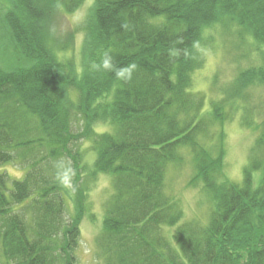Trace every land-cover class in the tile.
I'll return each mask as SVG.
<instances>
[{
  "label": "trees",
  "instance_id": "16d2710c",
  "mask_svg": "<svg viewBox=\"0 0 264 264\" xmlns=\"http://www.w3.org/2000/svg\"><path fill=\"white\" fill-rule=\"evenodd\" d=\"M83 1L0 0L11 58L0 66V166H23L19 178L0 170V264H78L83 184L99 174L112 185L96 238L104 264H264V119L242 183L216 182L221 161L201 158L198 137L208 133L202 96L191 90L199 45L215 25L236 26L264 47V0H93L76 69L58 55L51 17ZM122 69L130 79L117 76ZM249 83L264 85V67L241 74L218 100ZM221 105L216 119L225 118ZM98 120L111 132H93ZM189 146L191 183L214 202L204 226L182 220L165 189L167 164Z\"/></svg>",
  "mask_w": 264,
  "mask_h": 264
},
{
  "label": "rangeland",
  "instance_id": "374dc122",
  "mask_svg": "<svg viewBox=\"0 0 264 264\" xmlns=\"http://www.w3.org/2000/svg\"><path fill=\"white\" fill-rule=\"evenodd\" d=\"M92 3L93 0H84L72 12L56 8L51 17L52 38L59 40L58 55L60 59L69 60L76 69L82 67L80 61L82 29ZM4 9L5 7L0 5V16ZM208 32L210 36L206 39V43L199 45L201 65L191 74V90L202 96L198 116H202L205 131L208 133V139H205L206 135L201 137L199 135L197 147L199 151L206 153L200 152L206 165L217 157L220 159V169L213 171L214 181L241 184L258 138L257 127L264 119V85L249 83L245 87H240V91L235 88L234 93L238 91L235 94L237 98L229 99L228 96L219 100L218 98L225 92L226 87L231 90L236 78L241 74L264 67V47L253 39H249L248 35L241 33L240 35L236 26L223 27L217 24ZM207 33L205 32V36ZM0 42H2L1 39ZM6 44V41L0 43V66L2 67L11 60ZM216 102L224 105H221L224 109L225 118L223 119H216V114H212ZM112 129L111 122L100 120L92 122V130L95 133L111 132ZM81 145L84 148V160L90 163L92 149L89 141L85 140ZM263 148L264 145L257 148L260 155ZM194 154L195 151L191 146L179 149L178 157L166 166L165 189L177 203L183 216L182 220H192L204 226L208 222L210 208L214 206V202L209 189L191 183L196 171ZM0 170H5L17 178L23 174V166L18 160L0 166ZM252 173L253 184L258 185L261 171L255 170ZM67 184L70 185V182ZM83 185L87 188L86 210L80 223L77 262L78 264H104L103 258L98 256L100 252L96 238L102 230L104 203L112 193L111 178L99 174ZM174 228L164 227V232L170 234Z\"/></svg>",
  "mask_w": 264,
  "mask_h": 264
},
{
  "label": "clouds",
  "instance_id": "9594fccd",
  "mask_svg": "<svg viewBox=\"0 0 264 264\" xmlns=\"http://www.w3.org/2000/svg\"><path fill=\"white\" fill-rule=\"evenodd\" d=\"M94 67H101V66H95ZM111 67L110 65V60L109 59H105L102 63V68L103 69H109ZM117 76L120 78H127L130 79L131 78V70L130 69H122L120 71L117 72Z\"/></svg>",
  "mask_w": 264,
  "mask_h": 264
}]
</instances>
